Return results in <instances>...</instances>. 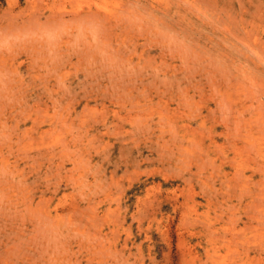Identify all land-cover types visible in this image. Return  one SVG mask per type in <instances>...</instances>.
<instances>
[{"label":"rangeland","instance_id":"rangeland-1","mask_svg":"<svg viewBox=\"0 0 264 264\" xmlns=\"http://www.w3.org/2000/svg\"><path fill=\"white\" fill-rule=\"evenodd\" d=\"M0 264H264V0H0Z\"/></svg>","mask_w":264,"mask_h":264},{"label":"bare ground","instance_id":"bare-ground-1","mask_svg":"<svg viewBox=\"0 0 264 264\" xmlns=\"http://www.w3.org/2000/svg\"><path fill=\"white\" fill-rule=\"evenodd\" d=\"M95 14V13H94ZM105 15V14H104ZM95 16V15H94ZM100 16V15H99ZM106 16H108V15H106ZM110 16V15H109ZM93 17V16H92ZM98 17V16H97ZM96 18V17H95ZM80 19V18H79ZM105 20H106V18H105Z\"/></svg>","mask_w":264,"mask_h":264}]
</instances>
